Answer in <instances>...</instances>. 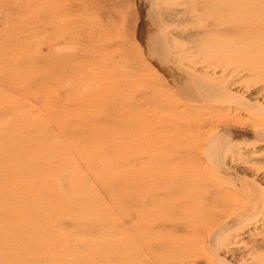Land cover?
I'll use <instances>...</instances> for the list:
<instances>
[{
  "label": "rangeland",
  "instance_id": "rangeland-1",
  "mask_svg": "<svg viewBox=\"0 0 264 264\" xmlns=\"http://www.w3.org/2000/svg\"><path fill=\"white\" fill-rule=\"evenodd\" d=\"M55 7L56 0H0V32L2 33L0 39L2 37L5 39L4 42L3 39L0 42V111L8 112L7 116L0 120V139L19 136L23 141L22 145H16L14 144L17 141L15 139L12 145L20 153L9 151L8 156L17 155L15 157H19V155L31 151L28 148L35 151L43 143L47 145L48 150L60 152V157L67 159L63 165L58 167L56 175L51 176L43 173L41 181L45 182L42 184L37 183L31 186L13 185L9 188H0V264H89L90 258L95 259V264H101L102 260L103 264H114V262L109 263V259L116 253L115 249L118 245L121 252L124 250L121 253L122 256H140V259H135L137 261L135 264H141V261L146 264L148 260H151L149 258L150 254H148L151 250L149 251L146 247L162 235L163 238L167 237L165 240L169 239L170 231L160 234H148V230H142L141 226H149V220H154V222L151 221L153 224L156 222L163 223V219L168 215L165 213L174 203V208L176 205V208L184 209V203L180 200V198L183 200V194L181 193H185L184 185H182L181 179L178 180V175L184 169L185 162L182 161L183 157H179L178 161H174V165H170L171 157L179 152L184 154L186 151L189 154L192 153L190 159L193 162L199 158L205 165L208 162L207 154H209V157L211 155L214 139H211L208 143L207 154H202L203 143L200 142L199 138L184 140L182 133L185 134L189 129L188 127H191L192 131L197 128V120L195 119L198 113L195 108H197L196 105L201 98L199 92L218 81L216 79L220 78V75H218L219 73L216 74L217 72L208 63L205 64V61L195 57H193L194 59L188 58L187 62L186 60L177 61V55L181 52L179 45L182 44L178 37L181 33L180 29H169L165 24H159L160 28L158 30L151 27L152 42L148 38H143L149 23L154 24L156 18L159 17V20L163 16L156 9L151 10V13H144L145 15L143 14L139 25L133 30H128V32L132 31L135 34L136 42L130 43V46L128 44L122 46V48L124 47L122 51L126 53L123 59L126 58L130 66L127 63H122L120 57L115 58L116 76L122 79L120 90L122 93L118 100L119 103L117 102L115 109L112 110L115 118H117L118 134L108 136L107 141L117 142L118 148L115 149L116 152L115 150L113 152L106 151L104 157L114 158L113 160L118 161L119 165L117 169L113 168L111 172L105 170V186H99L95 182L94 174L86 169L75 153L74 148L79 147L77 146L78 137H69L65 134L66 130L73 133L69 124L73 125L74 122H77L75 116L77 111L74 110L85 108L79 105L75 107L68 106L63 95L59 98H57L58 96H51L55 90L54 88L63 93L65 91L63 87L72 79L69 78V81H67V78H63V74L53 67L35 66L36 63L41 65V59L44 60L42 54L46 52L47 42H44L45 39L53 36L54 31L52 29L44 30L43 23L45 20L52 21L59 17ZM247 9L251 19H256L260 23L264 21V0H251ZM148 13H150V16ZM156 13L158 15H155ZM43 17L45 18L42 19ZM44 26L47 27L45 23ZM161 26L164 28L163 30ZM178 30L179 34L175 32ZM4 31H7V33ZM157 32L160 34L157 35ZM10 33L20 36V41H18L21 42L20 45L18 42L16 43L18 46L14 45L13 40L15 38L10 42L11 37H13ZM155 35L157 37H164L165 35L163 42L160 41L162 45L154 39L156 38ZM7 36L9 38H6ZM21 36L24 38H21ZM166 37L170 38L166 41ZM170 39L173 40H171L172 43L168 42ZM5 41L9 44V47L4 48ZM134 43L139 46L134 45ZM11 44L13 46H10ZM137 47L143 56L138 54L135 63L131 58L132 53L138 51ZM70 50L67 47L54 48L51 52L67 54L73 51ZM129 50L133 52L131 53ZM126 51H129V54ZM195 51L196 49H193V52L191 50L192 53L197 52ZM22 59L24 62H21ZM53 59L51 58L52 64L54 63ZM198 60H201V63ZM15 69L17 70L15 71ZM105 71H107L106 76L108 69ZM84 75L77 74L75 79L82 80ZM258 77V75L243 72L236 76L240 81L236 78H234V81L240 83L246 81L249 84H255V88L252 87V89L249 88V85L242 86L240 84L241 87L235 85L227 87V91L237 95L239 100L241 98V101L243 99V101H249L251 105L264 107V92L260 91L258 93L256 90L257 87L263 85ZM225 79L229 78L225 77ZM165 81L167 85L168 82L170 85L165 86ZM259 81L260 83H257ZM108 87L110 88L111 85ZM247 88H249V92H246ZM72 90V92L77 91L74 87H72ZM78 97L71 98L69 104H76ZM115 97H111V99ZM166 98H168L167 101L170 100L173 103H170V101L169 103L165 102L167 105L165 107L163 105ZM16 100L24 104L21 107V113H13L10 109L16 104ZM206 103L211 104L212 99H207ZM171 104H176V106ZM94 106L99 108L98 103ZM190 107L192 108L190 109ZM90 113L97 116L99 109L96 111L92 107ZM224 114L223 112L222 115ZM181 118L182 120L185 118L186 120L183 121L186 122L178 121ZM177 121L178 126L181 125L183 128L186 124L187 127L185 126L186 128L180 130L181 127L178 128L175 125ZM23 124L32 128L31 131L27 132L23 128ZM228 126L230 125L221 126V132L217 138L220 144L227 145L233 142L235 140L234 132L229 131L240 130V128ZM174 131H178L177 133L179 131L183 132L181 135L180 133L179 135L177 133L172 134L175 133ZM246 143L241 144L238 154L227 153L223 155L224 166L230 172L238 174L240 178H246L252 184L249 188L252 186L254 188L255 185L264 191V144H254L252 140ZM35 156L37 154L29 158L31 164L37 162ZM4 163L10 165L13 162L5 161ZM71 163H73L74 169ZM106 165L108 167L109 163ZM209 165L208 167H211L210 163ZM104 169L105 167H103ZM210 169L216 170L214 167ZM176 171L179 173H176ZM3 172L5 171L0 168V177H6V173L2 174ZM14 172L13 170L12 173ZM58 173L60 174L58 175ZM207 178V176L202 177L205 181ZM77 179H85L88 184L91 183L94 186L68 184V180L78 181ZM119 179L123 180L119 181ZM233 180L234 178H228V181ZM206 182L209 183V180ZM111 183L113 184L109 188L108 186ZM249 183H247V186L250 185ZM129 188L135 189V196L130 197L133 203L139 205L141 200L144 199L150 201L153 207L139 211L138 206L135 205V210L130 212L117 208L115 199L117 198L118 202H122L123 197L120 192ZM179 190L181 191L180 194L178 193ZM172 198L176 201H173ZM179 205L182 207H179ZM178 209L176 211L181 212ZM96 221L103 223V226L111 227L110 224L119 226V228L117 227L118 231H115L112 235L107 232L108 234L102 237L98 229L95 235L91 236L90 231H88L89 223H96ZM109 221L113 223H109ZM161 223L156 225L161 226ZM132 226H135L134 231L131 229ZM136 230L141 232L138 231V233ZM127 232L128 234H126ZM141 235V238L144 237L143 240L140 239ZM147 237H151L153 240ZM263 237L264 217L259 222L251 224L243 234H239L235 245L231 244L232 246L229 245L222 252H218V258L222 259L224 264H244V262L249 264L248 249L254 247L255 243L256 247L260 246L259 243L264 244ZM91 248H94L95 251L92 254L90 253ZM139 249L141 250L139 251ZM141 256L145 259L148 258L146 263L144 259H141ZM149 264H151V261ZM183 264H208V262L205 260H199L198 262L188 260Z\"/></svg>",
  "mask_w": 264,
  "mask_h": 264
},
{
  "label": "bare ground",
  "instance_id": "bare-ground-1",
  "mask_svg": "<svg viewBox=\"0 0 264 264\" xmlns=\"http://www.w3.org/2000/svg\"><path fill=\"white\" fill-rule=\"evenodd\" d=\"M250 2L251 0H56L55 8L59 17L52 21L45 20L44 23L47 27H45L43 23L44 30L52 29L54 33L53 36L45 39L44 42H47L46 52L42 54L44 60L41 59V65L36 63L35 66L53 67L57 71H60L63 74V78H67V81H69V78L72 79L70 80L71 82L69 81L67 85L63 87V89H65L63 93L58 92V89L54 88L55 90L52 89L54 91L51 96H58L57 98H59L63 95L68 106L75 107L79 105L85 108L82 110H74L73 108L74 111H77L75 115L77 122L73 123L74 126L71 123L69 124L73 133L70 132V130L63 129L66 130L65 134L67 136L78 137L77 146L79 147L76 149L74 148L75 153L86 169L94 174L95 182L99 186H105V170L111 172L113 168L117 169L119 165L117 163L118 161L115 162L113 160L114 158L104 157L106 151L109 150L113 152L118 148L117 142L107 141L108 136L118 134V122L112 110L115 109V104L117 105L119 103L118 100L122 93L120 91L122 88V79H119L115 72V58L120 57L122 63H127V65L130 66L128 64L129 61H126V58L123 59L126 53L122 51L124 48H122V46H127V44L129 45L132 42H136L135 34L132 31L128 32V30H133L139 25L144 13H151V10L156 9V11L159 10L161 16H163L159 20V17L156 16L158 18H156L154 24L149 23L148 26L146 24L147 27L143 38H148L149 41L152 42L151 27L158 30L161 24H165L169 29H180L182 34L179 30L175 31L181 34L178 33V37L179 41L182 42V44L179 45L181 52L177 55V61L186 60L187 62L189 60L188 58L195 57L205 61V64L208 63L210 67L217 72L216 74L219 73L218 75H220V78L218 77V79H216L218 81L201 89L199 92L201 98L196 105L197 108H195L197 109L198 115L196 119L194 118L197 120V128L192 131L191 127H188L189 129L185 134L183 131V133L179 131L180 135L181 133L184 135V137L182 135L184 140L199 138L200 142L203 143L202 154H207L206 149L208 143L211 139H214L210 157L209 154H207L208 162L203 165L199 158L197 161L193 162L190 159L192 153L189 154L186 151L184 154L183 152H179L171 157L170 165H174V161H178L179 157H183L184 160L182 159V161L185 162V164L183 163L185 165H183L184 169L182 168L183 170L178 175V180L181 179L182 185H184L185 193H181L180 190V192H178L179 194H183V200L181 198L180 200L184 203V209H178L176 205L174 208L173 206L175 203L173 206L170 204L173 209L168 208V210H170H167L168 213H165L168 214L166 216L167 219L164 218V222L161 220L163 223L158 222L162 224L161 226H157V222L154 224L151 223L152 220H149L152 225L149 223V226H141L142 230H148V234H160L170 231L169 239L165 240L167 237L163 238L162 235V237L150 243V246H147L148 243L146 244L147 247H145L149 249V251L151 250V252L148 253L150 254L149 258H151V264H183V262L188 260L193 262L205 260L208 264H224L223 260L218 258V252H222L231 244L235 245L239 234H243L251 224L259 222L264 217L263 189L255 185L254 188L253 186L249 188L252 184L249 183L246 178H240L238 174H234L225 168L223 158V155L227 153L238 154L241 144H247L246 142L250 140H252L254 144H264V107L255 104L251 105L249 101H243V99L242 102L241 98L239 100L237 95L227 91V87H232V85L241 87L240 84H242V86L249 85V88H255V84H249L246 81L240 83V79L236 78L237 75L247 72L259 76L258 78L263 85L262 87H257L256 90L258 93L260 91L264 92V21L260 23L256 19H251L248 15L249 12L247 8ZM150 13H148V15ZM157 13L155 15L159 14ZM44 18L45 17L42 19ZM163 29L164 28H162V30ZM5 33H7V31ZM0 34L2 33L0 32ZM10 34L9 36L11 37L13 34ZM16 34L18 33L16 32ZM16 34L11 37L10 42L15 38L13 40L15 44H12L18 46L16 43L20 41V36ZM159 34L160 33L157 32V35ZM9 36L6 38H9ZM164 37L156 36L157 39H154L163 42ZM21 38L24 37L21 36ZM169 38L166 37V41ZM1 39H3V37ZM172 39L168 42L172 43ZM4 40L5 39H3V42ZM0 42H2V40ZM19 43L21 44V42H18V44ZM12 44L10 46H13ZM134 45L139 46L135 43ZM3 46L4 48L6 46L9 47V44L6 43V45L4 44ZM64 47L73 51L67 54H58L54 51L51 52L54 48ZM114 48L115 50H113ZM136 49L138 50L139 48L137 47ZM193 49H196L197 52L195 51L196 53H192ZM130 52L132 53L133 51ZM138 54H141L139 50L135 51V53L133 52L131 60L135 61V59L138 58ZM51 58H54L53 64ZM201 60L198 61L201 63ZM21 62H24V60L22 59ZM203 64L201 65L203 66ZM106 69H108V74L105 76L107 72L105 71ZM16 70L17 69H15V71ZM77 74L85 75L84 78L80 80L79 78L75 79ZM225 77L229 79H225ZM234 78L239 81H234ZM143 81L145 82V80ZM238 83L239 85H237ZM257 83H260V81ZM109 85H111L110 88L108 87ZM168 85H170L169 82ZM168 85L166 82L165 86ZM72 87L77 89V91L72 92ZM249 88H247L246 92H249ZM154 94L156 95V91ZM74 96H79L77 102H75L76 104H69V101ZM111 97L115 98L111 99ZM167 99L168 98L164 99V103H169L170 100L167 101ZM207 99H212V103L207 104ZM161 100L163 101V99ZM15 103L16 104L10 108L11 111L13 113H21V107L24 104L18 100H16ZM97 103L99 104V108L94 106ZM166 103L163 106L166 107ZM170 103L173 102L170 101ZM171 105L176 106V104ZM92 107L96 111L99 109L97 116L91 115L90 109ZM191 108L192 107H190V109ZM70 110L72 111V109ZM136 110L138 111V109ZM223 112L225 113L224 115H222ZM7 114V111H0V120L4 119ZM183 120L181 118V120L179 119L178 121L186 122ZM178 121L175 122L177 126L179 125ZM224 125L225 127L226 125H230L240 128V130L238 129L237 131H229L234 132L235 140L227 145L220 144L217 141L218 134L221 132V126ZM185 126L186 124H184V127ZM179 127H181V125L178 126V128ZM184 127H181L180 130L184 129ZM23 128H25L27 132H30V129H32L25 124H23ZM177 132L172 134H176ZM179 133L177 134L179 135ZM15 139L17 141H15L14 144L22 145L23 141L19 136H10L0 139V168L5 171L2 174L6 173V177H0V188H9L13 185L31 186L37 183L42 184L45 182L41 181L43 173H47L51 176L56 175L58 167L63 165L64 161L67 160L65 157H60V152H51V150H48L47 145L43 143L42 146L36 148L37 150L35 151H32V148H28L31 151L23 153L19 155V157H15L17 155L8 156L7 153L9 151L18 152V150H15L17 148L12 145ZM116 151L117 150H115V152ZM19 153L20 151L18 154ZM34 154H37V156H35L37 162L31 164L29 158L34 156ZM5 161L13 163L7 165V163H4ZM107 163H109L108 167L106 165ZM209 163L211 167L216 168V170H211V167H208L210 166ZM72 164L73 163H71V166ZM103 167H105L104 170ZM13 170L15 171L14 173H12ZM176 173L179 172L176 171ZM59 174L60 173H58V175ZM204 176L208 177L206 181L209 180V183L202 179ZM25 178L27 179L25 180ZM228 178H234V180L228 181ZM122 180L123 179H119V181ZM68 181L70 185L94 186L91 183L88 184V181L85 179ZM247 183L250 185L247 186ZM112 184L113 183L108 187L110 188ZM183 187L181 186L182 189ZM120 193H122L123 197L122 202H118L116 198L115 203L117 208L121 210L130 212L135 210V207L138 206L139 211H142L144 208L150 209L153 207L150 201L144 199L141 200L139 205L133 203L130 197L135 196L134 188L122 190ZM173 201L176 200L173 199ZM180 206L181 205H179V207ZM176 209L181 210V212L176 211ZM137 215L140 216L141 214ZM142 220H140V222L145 224V222H143L144 220ZM152 222H154V220ZM109 223L113 222L109 221ZM110 225L111 227H108L106 225L103 226V223L98 221H96V223L90 222L88 231H90L91 236H94L98 229L102 237L108 233L112 235L115 231H118L117 227L119 228V226ZM18 227L19 225L17 228ZM131 229L134 231L135 226H132ZM138 231L140 230H136V232ZM126 234H128V232ZM141 237L142 235L140 239L143 240L144 237ZM147 238L153 240L151 237ZM261 244L259 243L260 246L256 247L255 243L254 247L248 249L247 253L250 257L249 264H264V244ZM118 247L115 249L116 253L109 259V263L135 264V262L137 263L135 259H140V256H122L121 253L124 250L121 252ZM120 248L122 249V246ZM140 250L141 249H139V251ZM94 252L93 248L90 253L92 254ZM141 259H144L146 263L148 258L145 259L142 257ZM150 261L148 260L147 263L149 264ZM94 262L95 259L90 258L89 264H95ZM143 263L144 262L141 261V264ZM101 264H103V260Z\"/></svg>",
  "mask_w": 264,
  "mask_h": 264
}]
</instances>
